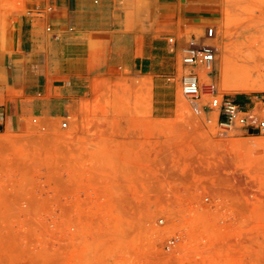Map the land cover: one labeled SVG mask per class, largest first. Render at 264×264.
Wrapping results in <instances>:
<instances>
[{
    "label": "rangeland",
    "instance_id": "1",
    "mask_svg": "<svg viewBox=\"0 0 264 264\" xmlns=\"http://www.w3.org/2000/svg\"><path fill=\"white\" fill-rule=\"evenodd\" d=\"M210 5L212 18L194 31L200 37L215 28L210 79L234 99L264 96L261 89L221 84L225 65H239L251 69L256 87L264 85V0ZM177 92L178 114L159 121L164 140L154 147L156 162L149 161L155 175L135 180L123 172L110 176L108 140L68 138L76 116L38 123L32 117L20 131L0 128V264H264V135L243 128L223 133L216 109L195 113L179 79ZM100 104L83 120L108 122L128 103L107 90ZM139 104L151 105V90ZM67 146L87 148L73 155L100 173L77 177L75 166L70 194ZM84 200L91 204L80 206ZM172 236L178 243L167 250Z\"/></svg>",
    "mask_w": 264,
    "mask_h": 264
},
{
    "label": "crops",
    "instance_id": "2",
    "mask_svg": "<svg viewBox=\"0 0 264 264\" xmlns=\"http://www.w3.org/2000/svg\"><path fill=\"white\" fill-rule=\"evenodd\" d=\"M214 2L0 0V128L20 131L32 117L76 116L68 138L108 140L110 176H154L157 166L150 169L149 161L156 162L154 147L164 140L159 121L178 114L182 49L188 35L212 18ZM107 90L128 104L108 122L84 121ZM149 90L151 105H140ZM244 101L239 104L251 103L249 96ZM80 152L88 153L67 146L68 194L75 166L77 177L78 171L84 178L100 176L73 155Z\"/></svg>",
    "mask_w": 264,
    "mask_h": 264
},
{
    "label": "built area",
    "instance_id": "3",
    "mask_svg": "<svg viewBox=\"0 0 264 264\" xmlns=\"http://www.w3.org/2000/svg\"><path fill=\"white\" fill-rule=\"evenodd\" d=\"M55 36L57 37V35ZM214 37L215 28L209 27L204 35L200 37L193 35L186 39L182 49L183 66L179 77L183 95L190 101L195 113H203L207 108L216 109V125L223 130V133H227L233 128H243L245 131L250 132L252 129L264 135V96H257L248 106L244 107L227 93L218 91L212 79L209 83H202L205 78L201 70L210 67L207 72V76H210L216 60L217 49L215 44L210 41ZM170 41L176 42L173 37L170 38ZM209 120L211 121V119ZM33 122L38 123V118L35 117ZM61 126L67 127L68 121H62ZM66 202L68 207L73 204L71 198ZM90 204L87 200L79 203L83 207ZM164 220L163 217L159 218L160 223H164ZM178 240L177 236L168 238L165 248L173 249Z\"/></svg>",
    "mask_w": 264,
    "mask_h": 264
},
{
    "label": "bare ground",
    "instance_id": "4",
    "mask_svg": "<svg viewBox=\"0 0 264 264\" xmlns=\"http://www.w3.org/2000/svg\"><path fill=\"white\" fill-rule=\"evenodd\" d=\"M210 67L203 68L201 70L203 76L205 79L210 80V76H207V72L209 71ZM251 69H244L239 65L233 66V65H225L222 78H221V84L222 87L225 90L234 89V88H248L250 90H264V85H261L259 88L256 87L254 82H252V74ZM255 80V79H254ZM220 85V84H219ZM178 93V92H177ZM254 140H251V143L259 144L255 141L256 138H253Z\"/></svg>",
    "mask_w": 264,
    "mask_h": 264
},
{
    "label": "trees",
    "instance_id": "5",
    "mask_svg": "<svg viewBox=\"0 0 264 264\" xmlns=\"http://www.w3.org/2000/svg\"><path fill=\"white\" fill-rule=\"evenodd\" d=\"M247 96H248V95L245 94V93H239V94L236 96L235 101L243 105L244 102H245V101H244V98L247 97Z\"/></svg>",
    "mask_w": 264,
    "mask_h": 264
},
{
    "label": "water",
    "instance_id": "6",
    "mask_svg": "<svg viewBox=\"0 0 264 264\" xmlns=\"http://www.w3.org/2000/svg\"><path fill=\"white\" fill-rule=\"evenodd\" d=\"M252 131H254V130L251 129L250 132H252Z\"/></svg>",
    "mask_w": 264,
    "mask_h": 264
}]
</instances>
